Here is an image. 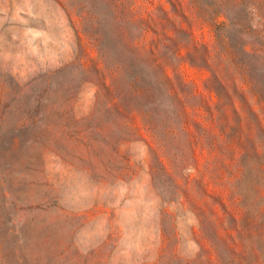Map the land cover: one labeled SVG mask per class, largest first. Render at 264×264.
I'll return each mask as SVG.
<instances>
[{
  "label": "rangeland",
  "instance_id": "obj_1",
  "mask_svg": "<svg viewBox=\"0 0 264 264\" xmlns=\"http://www.w3.org/2000/svg\"><path fill=\"white\" fill-rule=\"evenodd\" d=\"M149 13L158 26L142 30ZM214 28L189 0H0V264L261 260L264 125L199 105L186 121L173 96L215 100L210 72L184 58ZM154 29L171 80L145 52ZM240 54L264 79V59Z\"/></svg>",
  "mask_w": 264,
  "mask_h": 264
},
{
  "label": "trees",
  "instance_id": "obj_2",
  "mask_svg": "<svg viewBox=\"0 0 264 264\" xmlns=\"http://www.w3.org/2000/svg\"><path fill=\"white\" fill-rule=\"evenodd\" d=\"M189 4L193 7L197 18L214 25L215 40L211 46L199 41L191 43L184 58L191 65L205 67L210 72V76L207 78L205 84L209 91L214 92L216 98L212 102L203 100L200 96H191L185 91V88L180 87V90H175L173 93L174 99L179 104V112L182 113L184 120L191 121L187 116V107L195 108L199 105L210 114L211 118L216 114L215 119L225 124L229 119V108L231 107V110L235 113L236 123H240L242 120L245 121L250 116H253L262 127L264 125V79L260 81L255 79L249 60L241 56L240 53L244 56L254 55L264 59V0H189ZM238 7L245 9V16L235 15L237 14L235 10ZM221 14H224L228 19V23L225 20L215 22V18ZM248 18L250 19L249 22L247 21ZM252 22H254L255 26H252ZM150 23L155 27L158 26L157 19L153 13H149L146 19L140 18L138 20V24L142 30L149 27ZM229 23L231 25H240L243 27L245 33H255L256 37L243 42L240 39H235L236 41L233 43V37L229 34ZM178 29L181 30L182 28ZM154 30L158 36L151 38V46L145 52L148 53L152 64L161 70V76L167 80H171V77L168 76L169 74L166 73L167 66L172 64V61L167 59L166 56V52L170 50V46L164 43L162 38L165 32L157 31V29ZM166 38L171 39L168 36ZM248 44H250V49H247ZM136 50L139 52V48ZM178 75L175 72L173 73L174 78L178 77ZM137 77L135 75L134 79ZM233 78H236L241 85L238 82L231 81L230 83V80ZM136 81L134 80V82ZM242 85H245L244 89L241 88ZM104 86L109 92L111 84H104ZM135 87L133 91H137ZM181 94L183 97L180 96ZM235 96H238L240 101H242L240 109L235 105ZM122 98L123 96L113 102L117 109L122 105ZM110 100L112 101L113 98ZM253 106H256V109H253ZM145 112L147 115L148 112ZM244 112H246V116ZM149 123L150 127H152V121H149ZM262 131L264 133V126L262 127ZM247 135H249V131ZM262 191L264 192V189ZM262 198L264 199V195ZM260 217L261 222L258 225L261 241L258 249L260 254L254 255V260L257 262L259 258L261 260L257 264H264V253L261 255V248L262 246L264 247V208L260 212Z\"/></svg>",
  "mask_w": 264,
  "mask_h": 264
}]
</instances>
